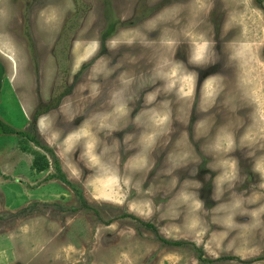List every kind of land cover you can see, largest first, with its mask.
<instances>
[{"label": "rangeland", "instance_id": "obj_1", "mask_svg": "<svg viewBox=\"0 0 264 264\" xmlns=\"http://www.w3.org/2000/svg\"><path fill=\"white\" fill-rule=\"evenodd\" d=\"M3 1L0 264H264V0Z\"/></svg>", "mask_w": 264, "mask_h": 264}, {"label": "trees", "instance_id": "obj_2", "mask_svg": "<svg viewBox=\"0 0 264 264\" xmlns=\"http://www.w3.org/2000/svg\"><path fill=\"white\" fill-rule=\"evenodd\" d=\"M3 76H4V68L2 63L0 62V94H1V88H2V80H3ZM52 107H54V105H50L49 107L45 108L46 111L50 110ZM39 114V112L37 113V115ZM0 133L4 134V135H19L21 137H24L30 141H35L33 138H30V136L28 134H26L25 132H21V131H16L10 127H8L7 125H5L1 120H0ZM32 169L35 170L36 172H43L45 170H47L49 168V161L47 159V157L43 154H35L34 159L32 161ZM56 176L65 184H67L68 186H71V183L66 179L65 175L63 174V172L61 171L60 165L59 163L56 162ZM76 191V194L80 200V203L83 207L88 208L89 206L85 203L84 197L82 195V193L80 192V190L74 188ZM148 227L152 228V226L150 224H147ZM162 242L164 244H169V245H173V246H181L184 245V241H173L170 242L168 240H162Z\"/></svg>", "mask_w": 264, "mask_h": 264}, {"label": "crops", "instance_id": "obj_3", "mask_svg": "<svg viewBox=\"0 0 264 264\" xmlns=\"http://www.w3.org/2000/svg\"><path fill=\"white\" fill-rule=\"evenodd\" d=\"M8 12V7L5 5L3 0H0V46H4V53H7V58H11L10 54H13V50H15V44L13 43L12 37L9 31L5 27L4 19L5 14ZM17 53V51H14ZM13 61V60H12ZM43 121V118L40 122Z\"/></svg>", "mask_w": 264, "mask_h": 264}]
</instances>
